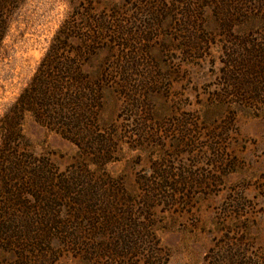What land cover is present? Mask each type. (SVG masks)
Returning <instances> with one entry per match:
<instances>
[{"label": "trees", "instance_id": "16d2710c", "mask_svg": "<svg viewBox=\"0 0 264 264\" xmlns=\"http://www.w3.org/2000/svg\"><path fill=\"white\" fill-rule=\"evenodd\" d=\"M16 1L0 0L1 29ZM149 3L141 11L136 7L150 20L140 19L142 27L125 7L121 12L127 18L121 22L114 20L118 10L98 15L92 7H76L57 29L28 84L1 116L0 264H53L64 253L84 264L166 263L170 254L151 221L153 210L160 201L180 194L185 180L162 168L168 158L196 152V132L203 120L215 124L214 113L203 111V120L193 115L181 121L174 154H166L156 175L139 178L129 197L123 180L107 168L117 159L119 137L115 120L103 117L110 100L126 98L130 106L134 101L130 78L122 76L140 63L122 65L119 50L135 48L141 39L154 41L165 23L174 21L171 28L179 29L176 38L182 42L185 63L215 56L213 47L218 51L214 88L210 101L203 103L208 110L224 109L231 124L239 111L264 116V0ZM2 35L0 31V39ZM102 53L107 60L97 63ZM132 54L138 56L133 50ZM28 115L73 142L78 158L61 169L48 155L32 151L23 132ZM168 124L161 121L160 128ZM142 130V144L150 142L149 132ZM182 146L187 148L178 149ZM183 170L189 174L186 167Z\"/></svg>", "mask_w": 264, "mask_h": 264}, {"label": "rangeland", "instance_id": "374dc122", "mask_svg": "<svg viewBox=\"0 0 264 264\" xmlns=\"http://www.w3.org/2000/svg\"><path fill=\"white\" fill-rule=\"evenodd\" d=\"M150 1L14 2L6 27L0 28V118L28 84L57 29L76 7H92L98 15L118 10L116 22L127 18L121 12L125 7L137 17L135 25L142 27L140 19L150 20L140 11ZM174 25V21L165 23L154 41L141 39L134 44L137 48L119 50L122 65L134 60L140 65L122 76L130 78L132 105L126 98L110 100L103 114L106 121L115 120L119 137L114 154L117 159L107 168L123 180L125 196L129 197L139 178L156 175L159 164L166 163V154H174L179 123L193 115L203 120L200 112L211 111L216 122L210 125L203 120L196 132V152L168 158L162 168L179 173L185 180L180 194L169 202L160 201L153 210L151 221L157 224L158 239L170 254L164 264H264V116L239 111L231 124L224 109L208 110L203 103L210 101L214 88L218 51L213 47L215 56L185 63L182 42L176 38L181 33L171 28ZM132 50L138 52L137 57L133 58ZM106 55L102 53L96 62L107 60ZM147 117L153 120L145 122ZM161 121L169 123L167 129L160 128ZM142 128L149 132L146 139L150 142L142 144ZM23 132L32 151L48 155L61 169L78 158L73 142L30 115L23 123ZM183 167L189 174H183ZM2 257L0 253V261ZM53 264L84 262L64 253Z\"/></svg>", "mask_w": 264, "mask_h": 264}]
</instances>
